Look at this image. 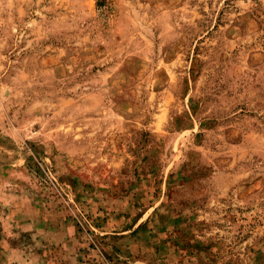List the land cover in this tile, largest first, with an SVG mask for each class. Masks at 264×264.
<instances>
[{
  "label": "rangeland",
  "instance_id": "rangeland-1",
  "mask_svg": "<svg viewBox=\"0 0 264 264\" xmlns=\"http://www.w3.org/2000/svg\"><path fill=\"white\" fill-rule=\"evenodd\" d=\"M0 224L21 264H264V0H0Z\"/></svg>",
  "mask_w": 264,
  "mask_h": 264
},
{
  "label": "crops",
  "instance_id": "crops-1",
  "mask_svg": "<svg viewBox=\"0 0 264 264\" xmlns=\"http://www.w3.org/2000/svg\"><path fill=\"white\" fill-rule=\"evenodd\" d=\"M46 227L47 228H45L44 226L41 227L42 229H40V234H35V237H33V239L35 240V243H36L35 247H33V248H38V245H40V244H42L41 246H43L45 248L46 241H49V242H51V241L56 242L57 241L60 244L62 243L63 237L65 238V236L63 235L64 232L63 231H57V230L51 231V230H48L47 225H46ZM12 236H14V237H8L7 238V240H9V242L11 244H12L11 240H13V238H15V236H18V233L13 232ZM24 237H25V235H24ZM35 238H37V240ZM4 239L6 240V237L4 236V225L0 224V241H2ZM15 239H17V238H15ZM26 240H28V239H26ZM44 240H46V241H44ZM50 245H51V243H50ZM8 247L10 248L8 251L0 248V264H21V260H22L21 255L23 256V254L25 255L26 253L25 252L23 253V251L18 249L17 245L12 244V246H11L9 244ZM18 250L21 251L22 253H18ZM19 255H20V257H19ZM39 257H40V255L34 252V253L27 254V256L25 258L28 259L29 261H31L30 264H39V262L41 261Z\"/></svg>",
  "mask_w": 264,
  "mask_h": 264
},
{
  "label": "trees",
  "instance_id": "trees-1",
  "mask_svg": "<svg viewBox=\"0 0 264 264\" xmlns=\"http://www.w3.org/2000/svg\"><path fill=\"white\" fill-rule=\"evenodd\" d=\"M96 5H101V4H100V3H96ZM23 253H24V252H23ZM25 259H26V258H25ZM25 259H24V260H25Z\"/></svg>",
  "mask_w": 264,
  "mask_h": 264
}]
</instances>
